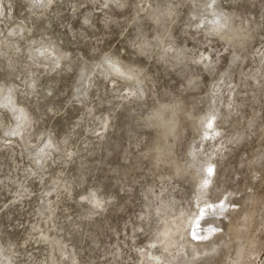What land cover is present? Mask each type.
Here are the masks:
<instances>
[{"label":"rangeland","instance_id":"374dc122","mask_svg":"<svg viewBox=\"0 0 264 264\" xmlns=\"http://www.w3.org/2000/svg\"><path fill=\"white\" fill-rule=\"evenodd\" d=\"M0 40V264H264V0H0Z\"/></svg>","mask_w":264,"mask_h":264},{"label":"bare ground","instance_id":"6f19581e","mask_svg":"<svg viewBox=\"0 0 264 264\" xmlns=\"http://www.w3.org/2000/svg\"><path fill=\"white\" fill-rule=\"evenodd\" d=\"M0 42H2V41L0 40ZM217 223H218V220L214 216L200 217L197 220L192 218V220L190 221V225L192 227H194L196 231L198 230V232H200V233H203V231L207 228L217 227ZM175 232H177L176 227L165 229L162 232L161 240H163L165 243L169 242L172 239V235H174ZM156 259L158 261L159 258L156 257ZM151 263L152 262H149V264H151Z\"/></svg>","mask_w":264,"mask_h":264}]
</instances>
